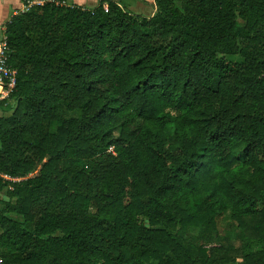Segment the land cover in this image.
<instances>
[{"label":"trees","instance_id":"16d2710c","mask_svg":"<svg viewBox=\"0 0 264 264\" xmlns=\"http://www.w3.org/2000/svg\"><path fill=\"white\" fill-rule=\"evenodd\" d=\"M41 1L4 31L1 264H264V0Z\"/></svg>","mask_w":264,"mask_h":264},{"label":"crops","instance_id":"0c3cea01","mask_svg":"<svg viewBox=\"0 0 264 264\" xmlns=\"http://www.w3.org/2000/svg\"><path fill=\"white\" fill-rule=\"evenodd\" d=\"M99 1L100 0H89L88 3L92 4L90 8L96 6ZM107 1L109 0H105V2ZM111 1L118 3L120 7H124L127 11L131 13L142 15L145 17L152 16L156 9L155 0H111ZM71 2H74L76 3V5L86 8V6H84L85 5L84 0H67L68 4L73 5V3ZM23 5L24 4L22 0H0V36L3 32L4 26H6V22L11 18L12 15H14L15 12L20 11Z\"/></svg>","mask_w":264,"mask_h":264},{"label":"built area","instance_id":"2783aa9c","mask_svg":"<svg viewBox=\"0 0 264 264\" xmlns=\"http://www.w3.org/2000/svg\"><path fill=\"white\" fill-rule=\"evenodd\" d=\"M41 0H33V1H27L26 5L24 4L20 11L15 12V14L19 12H24L28 9L30 5L33 4H41ZM103 8L107 9V3H103ZM5 26L3 28V32L0 36V104L7 100L10 93L13 91L15 85H16V70L10 66L8 63V45L6 41V37L4 34ZM23 177H13L9 174H6L0 170V180L2 182L7 183V186L9 189L12 188L13 183H18L22 181ZM1 264V261H0Z\"/></svg>","mask_w":264,"mask_h":264},{"label":"rangeland","instance_id":"374dc122","mask_svg":"<svg viewBox=\"0 0 264 264\" xmlns=\"http://www.w3.org/2000/svg\"><path fill=\"white\" fill-rule=\"evenodd\" d=\"M84 1H85V3H84L85 5L84 6H86V8H90L92 6L91 3L90 4L88 3L89 0H84ZM71 3L76 4L74 2H71ZM234 59H236V58L234 57ZM4 113L6 115H10V111H5ZM76 115H77V112H73V113L66 114L65 116H76ZM0 197L3 200H7L8 199V197L6 196L4 191H2L0 193ZM216 231H217L216 233L212 234V238H213L212 241H211L212 245L219 244L222 239H229V240L232 241V243L234 245H236L238 247L242 245L241 240L238 238V233L236 232V230H235V228L233 226L229 227L227 224H224V223H221L220 221H218L217 230ZM193 234H196V232H193ZM190 240L192 241V237L190 238ZM200 241L201 240H195L193 242L194 243L195 242L198 243Z\"/></svg>","mask_w":264,"mask_h":264}]
</instances>
